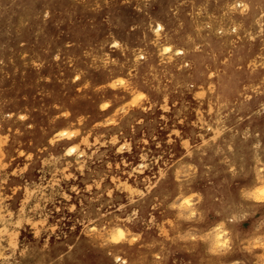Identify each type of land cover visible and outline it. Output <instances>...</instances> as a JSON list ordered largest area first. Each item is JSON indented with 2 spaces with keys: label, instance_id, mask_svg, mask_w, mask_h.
I'll use <instances>...</instances> for the list:
<instances>
[{
  "label": "rangeland",
  "instance_id": "obj_1",
  "mask_svg": "<svg viewBox=\"0 0 264 264\" xmlns=\"http://www.w3.org/2000/svg\"><path fill=\"white\" fill-rule=\"evenodd\" d=\"M0 163V264H264V0H0Z\"/></svg>",
  "mask_w": 264,
  "mask_h": 264
},
{
  "label": "bare ground",
  "instance_id": "obj_2",
  "mask_svg": "<svg viewBox=\"0 0 264 264\" xmlns=\"http://www.w3.org/2000/svg\"><path fill=\"white\" fill-rule=\"evenodd\" d=\"M238 1H239V0H238ZM237 3H238V2H237ZM241 3H243V2L241 1ZM243 5H244V4H243ZM238 6H239V5H238ZM245 8H247V7H245ZM47 12H48V11H47ZM44 16H45V15H44ZM233 27H234V29H235V26H233ZM155 28H156V27H155ZM158 28H159V29H163V23L160 22V23L158 24ZM157 31H158V30H157ZM160 33H161V31H160ZM117 42H118V41H117ZM159 43H160V42H159ZM117 45H118V44H117ZM177 50H179V51H178L179 53H185V51H184L182 48L177 49ZM139 56H140V55H138V57H139ZM142 56H143V55H142ZM141 58H142V57H141ZM211 75H212V74H211ZM112 82H113V81H112ZM221 86H222V87L226 86V82H225V81L222 82ZM211 89H212V88H211ZM137 93H138V92H137ZM137 93H136V94H137ZM140 93H141V92H140ZM198 94H199V93H198ZM135 96H136V95H135ZM135 96H134V97H135ZM133 99H134V98H133ZM139 99H140V98H139ZM125 104H126V103H125ZM54 105H55V104H54ZM6 114H7V113H6ZM10 114H11V113H10ZM59 131H61V130H59ZM56 134H57V133H56ZM56 134H54V135H56ZM59 135H60V134H59ZM50 142H51V141H50ZM113 142H114V141H113ZM125 143H126V142H125ZM125 143H124V144H125ZM74 146H75V145H74ZM74 146H73V147H74ZM69 147H70V146H69ZM69 147H67V148L69 149ZM73 147H71V150H73ZM75 147H76V146H75ZM77 147H78V146H77ZM68 149H66V150H68ZM74 149H75V148H74ZM70 152H71V151H70ZM70 152H69V153H70ZM72 152H74V151H72ZM21 153H22V152H21ZM69 153H68V154H69ZM79 153H80V152H79ZM79 153H78V154H79ZM81 153H82V152H81ZM81 153H80V154H81ZM0 165H1V163H0ZM1 166H3V165H1ZM4 166H5V165H4ZM258 189H261V188H258ZM256 192H257V191H256ZM63 194H64V193H63ZM5 196H6V195H5ZM176 197H177V196H176ZM176 197H175V198H176ZM18 212H19V211H18ZM6 213H7V212H6ZM7 216H8V215H7ZM9 217H10V216H9ZM5 219H6V217H5ZM1 229H4V228H1ZM222 229H223V228H222ZM1 232H2V231H1ZM0 250H1V249H0ZM120 258H121V257H120ZM122 259H123V258H122ZM117 260H118V259H117ZM120 260H121V259H120ZM124 263H125V262H124Z\"/></svg>",
  "mask_w": 264,
  "mask_h": 264
}]
</instances>
